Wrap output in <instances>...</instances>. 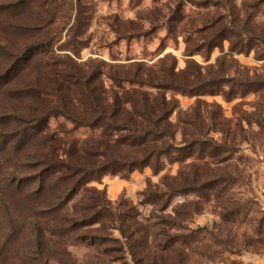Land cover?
Wrapping results in <instances>:
<instances>
[{
    "label": "trees",
    "instance_id": "1",
    "mask_svg": "<svg viewBox=\"0 0 264 264\" xmlns=\"http://www.w3.org/2000/svg\"><path fill=\"white\" fill-rule=\"evenodd\" d=\"M234 1L218 0L213 9L204 5L208 12L193 31L200 35L186 38V52L205 51V59L215 48L223 51L227 41L229 52L216 64L204 67L189 59L176 71V57L168 54L163 59L169 65L135 62L130 70L110 71V88L94 60L79 63L71 55L50 53L57 0H37L39 18L30 23L11 20L22 13L24 1L0 5V16L10 19L5 27L29 36L18 51L0 43V181L27 201L28 221H10L29 227L35 264H77L69 250L75 244L92 249L88 264H115L127 256L134 264H183L175 258L176 244L194 240L196 230L183 223L194 211L186 202L174 216L163 211L176 196L203 197L227 181L226 175L208 177L204 170L209 160L229 159L233 147L227 135L222 141L208 136L217 117L209 123L200 100L185 112L187 119L179 114L173 122L176 94H222L231 100L264 92V79L230 75L224 66L233 53L253 51L264 58V0H252L242 11ZM182 3L172 10L178 22ZM51 119L58 121L55 128ZM80 129L88 135H77ZM175 162L181 165L176 175L164 174L142 191V202L161 212L150 217L126 198L112 202L92 184L108 174L128 178L147 167L156 175Z\"/></svg>",
    "mask_w": 264,
    "mask_h": 264
},
{
    "label": "rangeland",
    "instance_id": "2",
    "mask_svg": "<svg viewBox=\"0 0 264 264\" xmlns=\"http://www.w3.org/2000/svg\"><path fill=\"white\" fill-rule=\"evenodd\" d=\"M13 1H24L25 6L21 8L22 13L12 16L11 20L21 18L30 23L39 18L37 0H0V5H11ZM182 1L180 14L183 15L178 22L173 19L172 10L181 7L179 0H57L52 5H57V10L50 53L71 55L79 63L94 60L102 68L106 88H110V71L130 70L135 62L157 67L160 63L169 65L170 60L163 59L168 54L176 57V71L184 70L189 59L204 67L216 64L220 55L229 52L227 41L223 51L215 48L205 59V51L192 55L186 52V38L200 35L193 31L202 25L208 12L204 5L213 9L218 0ZM234 2L242 11L244 4L252 0ZM4 20L8 18L0 16V43L18 51L29 36L9 30ZM140 31L145 34H139ZM224 66L230 68V75L244 72L250 78L264 79V58L257 59L253 51L228 55ZM176 98L179 110L172 114L173 122H178L179 114L187 119L185 112L200 100L201 112L208 121L210 117H217L216 122L210 124L208 136L222 141L227 135V142L233 148L228 152L229 159L209 160L204 170L208 177L226 175L227 181L207 190L203 197L176 196L163 211L164 215L174 216V210L184 202L188 204L186 209L194 211L183 223L197 234L191 242L176 244L175 258L184 259L183 264H264V92H249L231 100L222 94L187 96L177 93ZM57 123L56 119L50 121L52 128ZM88 133L86 129L76 132L80 136ZM180 139L179 133L177 140ZM180 168L178 162L166 163L156 175L147 167L134 171L128 178L108 174L92 184L104 189L112 202L126 198L144 217H150L161 212L142 202V191L150 183L158 184L164 174L176 175ZM3 186L0 181V264H35L28 240L29 227L21 224L16 227L17 224L10 221V218L28 221L27 201ZM11 228L17 233L12 234ZM69 250L77 264H88L90 257L93 258V251L86 244L72 245ZM115 264L134 263L127 256Z\"/></svg>",
    "mask_w": 264,
    "mask_h": 264
}]
</instances>
